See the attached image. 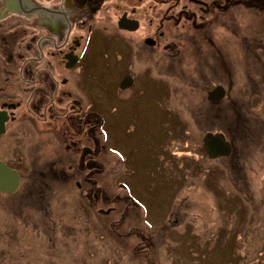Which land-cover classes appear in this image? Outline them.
Returning <instances> with one entry per match:
<instances>
[{"label":"flooded vegetation","instance_id":"af4514ba","mask_svg":"<svg viewBox=\"0 0 264 264\" xmlns=\"http://www.w3.org/2000/svg\"><path fill=\"white\" fill-rule=\"evenodd\" d=\"M254 14H261L260 27H254ZM217 31L231 37L218 43ZM95 50L105 61L115 58L120 69L125 64L117 81L122 100L136 92L144 76H152L151 62L161 65L164 61L165 73L174 75L180 88H189L185 85L186 77L190 79L186 67L192 62L194 81L207 94L200 108L229 107L234 111L233 132L228 139L230 178L244 191L247 221H261L264 227V194L260 193L264 185V114H259L264 113V105L254 101L260 87L252 79L264 76V0H0V166L8 174L0 178L4 183L0 201H11L0 203V232L10 233L11 240L13 221L22 219L25 243L22 251L18 248L17 254H12H21L20 258L9 264H28L29 253L38 249L37 242L46 234L71 233L68 239L73 248L80 246L87 252L94 235L89 236V230L70 231L72 223L86 226L91 212L109 217L118 211V220L103 221L100 231L114 239L116 252L125 247L131 260L122 263L158 264L141 261L142 245H152L148 238L155 245L158 236L154 231L144 235L136 227L126 232L119 229L133 201L123 195L120 201H101L116 205L101 209L100 201H89L93 169L85 167L88 162L84 161L81 170L76 165L70 177L62 167L63 152L71 159V153L81 150L78 141L91 139L95 133L92 118L106 149L105 121L100 113L94 114L89 92L82 86L93 72L87 61ZM127 76L132 83L121 88ZM239 77L242 81L238 83ZM217 86H222L226 95L220 102H211L208 94ZM242 89L248 99H242ZM128 91L129 96L123 97ZM209 132L218 133L206 131L203 137ZM77 169L84 173L79 175ZM78 176L85 184L91 183L83 193L89 200L76 201L72 215L57 214L56 189L62 180L72 181ZM75 187L84 188L77 180ZM180 202L171 212L174 223L158 231L178 226L186 201ZM109 210V214L101 212ZM132 214V222L138 223L136 211ZM4 240L3 235L0 241ZM247 250L250 264H264V244L254 248L255 258ZM115 257L111 261L105 257V264L115 263L119 256Z\"/></svg>","mask_w":264,"mask_h":264},{"label":"rangeland","instance_id":"374dc122","mask_svg":"<svg viewBox=\"0 0 264 264\" xmlns=\"http://www.w3.org/2000/svg\"><path fill=\"white\" fill-rule=\"evenodd\" d=\"M260 17L261 14H254V27H260ZM230 37L223 31H217L218 43ZM258 37L262 38V35ZM125 60L128 63L126 56ZM117 63L113 57L105 61L97 50L87 61L93 72L87 76L86 82L83 80L82 86L89 92L94 114L100 113L105 121L106 149L103 135L97 131V122L92 118L95 133L91 139L82 137L78 141L81 150L71 153V159L63 152L62 161L69 177L76 165L81 170L84 161L88 162L85 167L93 169L92 195L83 196L91 183L85 184L81 176L76 180L83 184L82 190L76 189V180H62V186L54 195L56 213L74 214L76 201H85L83 198L100 201L98 206L106 209L116 206L111 205L115 202L101 201H120L119 198L125 195L133 203L129 204L125 222L119 229L126 232L136 227L144 235L154 231L158 236L154 246L151 238L148 239L152 240V245H142L145 250L141 252V261L150 260L158 264H250L251 258H247L245 252L249 249L251 257H256L254 248L264 244V227L261 221H247L244 191L230 178V158L210 159L202 144L206 131L222 132L227 139L230 138L234 111L229 107L221 110L200 108L207 94L194 81L196 74L192 62L186 67L190 79L186 77L188 84L185 85L189 88H180L175 76L165 73L164 61L161 65L151 62L152 76H144L142 84L130 98L119 99L117 81L125 64L120 69ZM140 64L145 62L140 61ZM252 79L260 87V94L254 101L264 105V76ZM241 81L239 77L237 82ZM241 93L242 99H248L243 89ZM129 94L130 91L124 92L122 96ZM230 95L233 96V90ZM62 124L63 127L66 125L64 121ZM79 169L80 175L82 171ZM260 193L264 194V185ZM180 201L186 202L178 226L170 228L168 225V230L158 231L167 223H174L175 215L171 212L181 204ZM10 202L0 201L1 204ZM134 210L138 223L132 222L134 218L130 214ZM83 212L89 214L86 209ZM120 213L101 217L91 212L92 217L86 226L83 222L72 223L70 231L89 230V236L94 235L87 252L80 250V246L73 248L68 239L71 233L53 237L46 234L37 242L38 249L29 253L28 264H105V257L111 261L117 255L119 259L110 264L129 262L131 259L125 254V247L121 246L116 252L118 247L114 239L100 231L103 221L118 220ZM13 223L15 233L11 240L10 233L0 232V238L3 235L6 238V241H0L2 264H9L11 260L16 262L21 254H12L16 255L18 248L22 251L25 247L21 237L24 221L14 220ZM24 229L27 230L26 227Z\"/></svg>","mask_w":264,"mask_h":264},{"label":"water","instance_id":"95a60500","mask_svg":"<svg viewBox=\"0 0 264 264\" xmlns=\"http://www.w3.org/2000/svg\"><path fill=\"white\" fill-rule=\"evenodd\" d=\"M149 43H153L152 40H149ZM128 81L127 83H125ZM132 83V78L130 76L125 77L122 80L121 88H125L129 86L128 84ZM226 95V91L222 86H217L208 94V100L211 102H220L224 99ZM203 146L206 150V153L210 159H219L228 157L231 153V145L230 142L226 139L223 133H207L203 137ZM8 174L6 173V169L0 166V178L6 177ZM3 180V179H2ZM4 185V183L0 179V186ZM109 211H101L104 214H109Z\"/></svg>","mask_w":264,"mask_h":264}]
</instances>
